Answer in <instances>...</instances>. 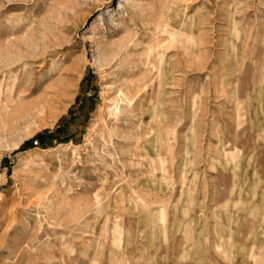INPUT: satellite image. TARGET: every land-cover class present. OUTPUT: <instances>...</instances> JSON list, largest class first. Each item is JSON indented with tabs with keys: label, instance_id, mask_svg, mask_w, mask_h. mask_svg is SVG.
Returning a JSON list of instances; mask_svg holds the SVG:
<instances>
[{
	"label": "rangeland",
	"instance_id": "obj_1",
	"mask_svg": "<svg viewBox=\"0 0 264 264\" xmlns=\"http://www.w3.org/2000/svg\"><path fill=\"white\" fill-rule=\"evenodd\" d=\"M0 62V264H264V0H0Z\"/></svg>",
	"mask_w": 264,
	"mask_h": 264
},
{
	"label": "bare ground",
	"instance_id": "obj_2",
	"mask_svg": "<svg viewBox=\"0 0 264 264\" xmlns=\"http://www.w3.org/2000/svg\"><path fill=\"white\" fill-rule=\"evenodd\" d=\"M12 62V61H11ZM11 62H7L8 64H11ZM1 63V62H0ZM5 65H8V64ZM2 65V68L5 66ZM18 67L14 68L13 72L15 74L18 73ZM161 70V69H160ZM22 78L19 77V75H15V76H10V74H5V76L2 77L1 81H0V93L2 94V96H9L10 94H12L13 92L15 93L16 91H18L20 89V84H18L20 82ZM23 91V90H22ZM21 91V92H22ZM19 93V92H17ZM24 93V92H23ZM21 94V93H20ZM16 95V94H15ZM22 95V94H21ZM12 100V98H10ZM14 99V98H13ZM129 99H127L128 101ZM116 107L113 108L114 112L116 111Z\"/></svg>",
	"mask_w": 264,
	"mask_h": 264
},
{
	"label": "trees",
	"instance_id": "obj_3",
	"mask_svg": "<svg viewBox=\"0 0 264 264\" xmlns=\"http://www.w3.org/2000/svg\"><path fill=\"white\" fill-rule=\"evenodd\" d=\"M30 146H31V142L30 141H27V142L23 143V145L19 149L20 150H23V149H25L27 147H30Z\"/></svg>",
	"mask_w": 264,
	"mask_h": 264
}]
</instances>
